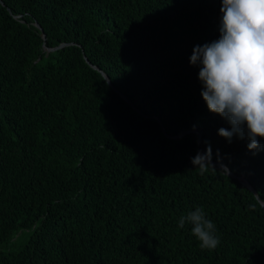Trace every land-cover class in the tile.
<instances>
[{"label":"trees","instance_id":"1","mask_svg":"<svg viewBox=\"0 0 264 264\" xmlns=\"http://www.w3.org/2000/svg\"><path fill=\"white\" fill-rule=\"evenodd\" d=\"M2 1L0 264H264V138L219 135L190 63L221 0ZM197 206L214 250L178 229Z\"/></svg>","mask_w":264,"mask_h":264},{"label":"clouds","instance_id":"2","mask_svg":"<svg viewBox=\"0 0 264 264\" xmlns=\"http://www.w3.org/2000/svg\"><path fill=\"white\" fill-rule=\"evenodd\" d=\"M220 38L197 45L190 57L201 65L199 79L202 97L210 112L223 117L231 129L220 128L219 135L231 142L233 136L250 140V151L261 150L257 137L264 138V0H221ZM254 151V154H255ZM192 163L200 175L209 171L211 147L197 153ZM223 173L228 169L223 167ZM178 229L191 225V234L202 250L220 244L215 224L197 206L178 220Z\"/></svg>","mask_w":264,"mask_h":264},{"label":"water","instance_id":"3","mask_svg":"<svg viewBox=\"0 0 264 264\" xmlns=\"http://www.w3.org/2000/svg\"><path fill=\"white\" fill-rule=\"evenodd\" d=\"M0 2L4 5V2L2 1V0H0ZM35 25L39 28V29H41V31L43 32V38H44V40L46 41V33L44 32V30H43V28L40 26V24L38 23V22H36L35 23ZM66 46V44H62V45H60L59 47H57V48H54V49H49L48 47H46V44L44 45V48H45V50L46 51H48V52H51V51H55V50H58V49H61V48H64ZM85 59L87 60V62L89 63V64H91L90 63V61L88 60V58L85 56ZM92 65V64H91ZM92 67L94 68V69H96V70H98V71H100L101 72V74L104 76V78L107 80V82L109 83V85L115 90V91H117L121 96H122V98L125 100V101H127L129 104H131L134 108H135V106H134V104L128 99V97L126 96V95H124L122 92H120L114 85H113V83L111 82V80L109 79V77L99 68V67H97V66H94V65H92ZM159 120V119H158ZM159 122L162 124V121L161 120H159ZM163 126V125H162ZM163 131L166 133V129L165 128H163ZM191 132H194V133H196L197 135H199V137H200V139H199V143H201V140H202V137H203V132L199 129V128H197V129H195V130H188V131H185L183 134H181L180 136H175V137H172V138H180V137H182V136H184V135H186L187 133H191ZM222 167H226L227 169H228V175H230V176H232V177H234V178H237L238 180H240L247 188H249L256 196H257V198L259 199V197H258V195H257V193H256V190L254 189V187L251 185V183L249 182V180L245 177V176H237V175H235L234 173H232L231 172V170L227 167V166H222ZM260 200V199H259ZM261 202V201H260ZM262 203V206L264 207V203L263 202H261Z\"/></svg>","mask_w":264,"mask_h":264}]
</instances>
